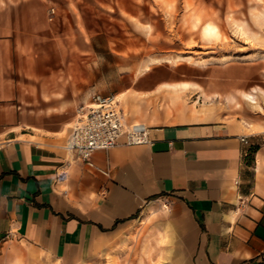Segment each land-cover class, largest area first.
I'll return each mask as SVG.
<instances>
[{"label":"crops","instance_id":"0c3cea01","mask_svg":"<svg viewBox=\"0 0 264 264\" xmlns=\"http://www.w3.org/2000/svg\"><path fill=\"white\" fill-rule=\"evenodd\" d=\"M87 7L0 0V251L30 245V264H47L35 252L63 264H264V110L233 106L264 93L237 77L207 88L167 64L178 55L94 28ZM97 92L148 124L150 142L97 148L90 165L65 141Z\"/></svg>","mask_w":264,"mask_h":264},{"label":"rangeland","instance_id":"374dc122","mask_svg":"<svg viewBox=\"0 0 264 264\" xmlns=\"http://www.w3.org/2000/svg\"><path fill=\"white\" fill-rule=\"evenodd\" d=\"M84 13L108 35L140 37L151 51L178 55L167 64L186 75H202L207 88L215 80L222 84L237 77L264 91V0H93V8ZM203 97L212 95L204 92ZM220 99L223 107L228 97ZM257 101L253 106L246 99L234 100L233 106L264 110L260 93ZM32 248L11 242L0 251V264H30ZM35 253L47 264H63ZM107 256L106 264H119L116 254Z\"/></svg>","mask_w":264,"mask_h":264},{"label":"built area","instance_id":"2783aa9c","mask_svg":"<svg viewBox=\"0 0 264 264\" xmlns=\"http://www.w3.org/2000/svg\"><path fill=\"white\" fill-rule=\"evenodd\" d=\"M49 10L54 11L52 7ZM146 142H150L149 125L143 121H124L118 98L97 92L90 103L77 108L65 147L75 158L91 165V154L97 148Z\"/></svg>","mask_w":264,"mask_h":264},{"label":"bare ground","instance_id":"6f19581e","mask_svg":"<svg viewBox=\"0 0 264 264\" xmlns=\"http://www.w3.org/2000/svg\"><path fill=\"white\" fill-rule=\"evenodd\" d=\"M261 92L264 93V91H261ZM245 96L250 101H254V100L256 101L257 100V95L255 92H247V93H245Z\"/></svg>","mask_w":264,"mask_h":264},{"label":"trees","instance_id":"16d2710c","mask_svg":"<svg viewBox=\"0 0 264 264\" xmlns=\"http://www.w3.org/2000/svg\"><path fill=\"white\" fill-rule=\"evenodd\" d=\"M253 150H255V147H252V148H251V151H253Z\"/></svg>","mask_w":264,"mask_h":264}]
</instances>
